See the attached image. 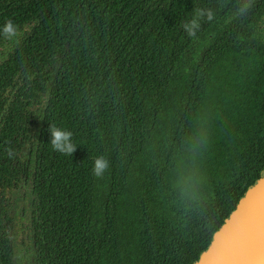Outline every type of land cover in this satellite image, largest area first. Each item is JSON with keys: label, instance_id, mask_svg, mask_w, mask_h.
<instances>
[{"label": "trees", "instance_id": "obj_1", "mask_svg": "<svg viewBox=\"0 0 264 264\" xmlns=\"http://www.w3.org/2000/svg\"><path fill=\"white\" fill-rule=\"evenodd\" d=\"M236 3L0 0V264L26 186L36 264L198 259L264 170L262 11Z\"/></svg>", "mask_w": 264, "mask_h": 264}, {"label": "water", "instance_id": "obj_2", "mask_svg": "<svg viewBox=\"0 0 264 264\" xmlns=\"http://www.w3.org/2000/svg\"><path fill=\"white\" fill-rule=\"evenodd\" d=\"M193 264H264V170Z\"/></svg>", "mask_w": 264, "mask_h": 264}, {"label": "clouds", "instance_id": "obj_3", "mask_svg": "<svg viewBox=\"0 0 264 264\" xmlns=\"http://www.w3.org/2000/svg\"><path fill=\"white\" fill-rule=\"evenodd\" d=\"M189 30H191L190 26ZM0 33L6 36L8 39H13L17 35L16 26L11 22H6L3 26H0ZM51 147L53 150L62 153L72 155L77 148L72 141V133L68 130L57 126H51L49 129ZM109 167V161L103 156L98 155L92 162V175L95 177H101L105 174Z\"/></svg>", "mask_w": 264, "mask_h": 264}, {"label": "rangeland", "instance_id": "obj_4", "mask_svg": "<svg viewBox=\"0 0 264 264\" xmlns=\"http://www.w3.org/2000/svg\"><path fill=\"white\" fill-rule=\"evenodd\" d=\"M252 0H246V4L249 3ZM221 21V20H220ZM219 21V22H220ZM218 22V23H219ZM37 106H34V110H36ZM25 149V147H24ZM24 153L26 154V151H22L21 155L24 157ZM27 186L26 187H20L18 189L13 190L8 194V196L12 198L11 204L12 206L15 205L18 201L21 203V207L23 208H29V198L26 194ZM21 197L22 200H21ZM21 200V201H20ZM16 211H14V208L12 207L11 216L14 217V221L17 220V224H13V231H16L17 238H16V247H15V256H14V263L15 264H36L34 253L32 250L31 241L28 237H24L23 233H27V228L25 224L22 222L21 218L25 217L23 213L19 212L17 215H20V219H16ZM17 227V228H16Z\"/></svg>", "mask_w": 264, "mask_h": 264}, {"label": "flooded vegetation", "instance_id": "obj_5", "mask_svg": "<svg viewBox=\"0 0 264 264\" xmlns=\"http://www.w3.org/2000/svg\"><path fill=\"white\" fill-rule=\"evenodd\" d=\"M229 1V0H228ZM237 1V3L234 5V8L236 9V17L239 15H245V13L248 11L250 12V8L254 6H256V8H260L262 11V14L260 15V17L258 19H254L252 17H249V19H251V23L250 26H253L256 24V30H253L254 34L256 36H259L261 41L264 43V0H252L249 3L246 4V0H235V2ZM234 11V10H233ZM255 23V24H254ZM253 29V27H251ZM264 48V46H263ZM28 191V189L26 190ZM23 197H21L22 200ZM20 200V201H21ZM16 208L14 209V211H16V219H20V215H17L19 212L24 214V218L22 217L21 220L22 222L25 224L26 228H27V233H23L24 237H29L30 236V232H29V224H30V211L28 210V208H23L21 207V203L18 201L16 203ZM29 207H30V203H29ZM14 223H18L17 220L14 221ZM17 228V227H16Z\"/></svg>", "mask_w": 264, "mask_h": 264}]
</instances>
